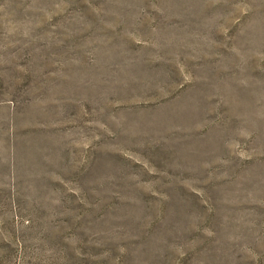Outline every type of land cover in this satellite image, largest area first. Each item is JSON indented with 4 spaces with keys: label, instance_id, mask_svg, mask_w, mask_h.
Instances as JSON below:
<instances>
[{
    "label": "rangeland",
    "instance_id": "obj_1",
    "mask_svg": "<svg viewBox=\"0 0 264 264\" xmlns=\"http://www.w3.org/2000/svg\"><path fill=\"white\" fill-rule=\"evenodd\" d=\"M0 264H264V0H0Z\"/></svg>",
    "mask_w": 264,
    "mask_h": 264
}]
</instances>
